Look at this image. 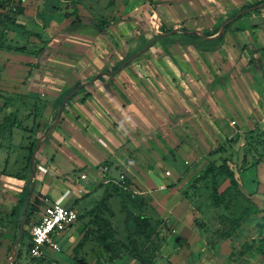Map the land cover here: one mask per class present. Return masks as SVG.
<instances>
[{
	"label": "rangeland",
	"instance_id": "obj_1",
	"mask_svg": "<svg viewBox=\"0 0 264 264\" xmlns=\"http://www.w3.org/2000/svg\"><path fill=\"white\" fill-rule=\"evenodd\" d=\"M261 1L259 4L264 2ZM20 9L22 13L18 14ZM0 14L15 17L25 27L12 24L6 18L0 23V119L2 108L18 95L14 90L18 86L12 87L10 79L20 78L21 86H25L33 73L41 81L46 75H56L53 69L64 72L54 67L50 70L45 62L62 65L65 61L73 63L80 59L89 68L86 72L78 69L83 78L72 83L57 100L56 111L67 106L65 97L77 93L83 80L89 83L97 75H123L125 83L128 80L136 83L138 92L147 93L145 89H151L146 96L145 110L149 113L163 110L169 116L152 129V143L162 144L160 152L158 148L152 149V156L143 169L134 164V172L125 169L115 178L107 176L112 177L108 181L112 191L122 187L127 193L125 200L129 209L148 218L151 229L147 233L138 232L136 223L127 218L122 208V198L114 195L103 208L102 228L94 222V216L82 215L70 228L72 231L68 230L59 239V251L47 250L45 257L32 258L30 231L43 208L42 201H30L34 188L33 179L29 178L32 174L29 156L23 168V171L31 170L28 176L13 173L27 179L20 203L14 197H7L13 194L12 180H0V196L3 194L0 197V264H264V66L261 70L257 58L249 55L257 48L254 35H250L253 39L248 33L244 37L238 34L231 37L228 50L222 56L211 58L200 48L196 51L186 43L181 44L180 36H158V28L152 25L158 21L148 0H0ZM256 14L258 19H264V8L244 9L241 17L247 16L246 28L259 23L256 16L249 17ZM99 23L103 24V31ZM70 26L78 28L81 36L67 35ZM244 27L237 28L236 32L246 30ZM168 28L182 29L172 25ZM233 43L237 47H232ZM246 46L249 53L246 57H251L250 63L259 70L258 88L238 91L235 96L229 93L218 105L219 94L211 85L212 61H226L228 54L231 59H237ZM31 58V62L27 61ZM176 61L189 65L183 66L182 74L176 69ZM25 65L32 69L28 70ZM193 76L198 83L202 82L195 91L196 98L190 101L184 89L182 93L187 96L184 107L193 109L195 116L190 118L192 121L187 120L188 124L178 126V117L186 120L185 116L170 113L180 105L181 83L185 88ZM213 101L226 108L224 116L209 118L207 113L211 117L212 109H216ZM160 128L166 130L159 131ZM211 163L228 164L238 182L236 189L225 173L216 176L221 205L213 200L212 176L206 181H195ZM5 166L0 160V175L12 174L5 173ZM96 197H89L78 211L88 208ZM12 209L16 210L14 216ZM23 220L21 258L11 262ZM87 231L90 233L87 243L76 251Z\"/></svg>",
	"mask_w": 264,
	"mask_h": 264
},
{
	"label": "crops",
	"instance_id": "obj_2",
	"mask_svg": "<svg viewBox=\"0 0 264 264\" xmlns=\"http://www.w3.org/2000/svg\"><path fill=\"white\" fill-rule=\"evenodd\" d=\"M260 1L153 0L155 7L153 9L148 0V5L154 13V18L158 21L156 22L157 25L152 23L155 28H158L156 31L158 34L161 25L167 28L168 25H172L203 32L214 31L223 23H230V18L236 13L237 16L240 15L244 11L241 8L247 4L253 6L247 7V10L257 6L262 10L264 2L259 4ZM255 4L259 5L254 6ZM252 13L255 12L252 11ZM257 14L249 15V17L256 16L255 20L259 22L251 29L246 28L247 16L238 18L233 24L230 23L231 26L226 31L222 42L218 40L219 33L204 39L208 41L207 43L202 42V39H191L180 31L173 34L180 36L181 44L182 42L186 43L188 48H196V51L200 45L216 46L215 50L210 51L200 48L202 49L201 52L205 51L211 58L222 56L224 50H228L226 47L230 43L227 44V42L230 41L231 37H236L237 34L244 37L243 34L248 33L249 36L254 35L257 38V48L254 52L249 50L250 53L252 52L251 54L247 53L246 46L244 53L239 54L240 57L237 59H231L228 54L229 59L226 61L220 59L212 61V68H214L215 73L212 74L214 80H208L211 81L212 87L219 94L216 101L218 105L219 102L224 101L229 93L235 96L238 91L243 92L242 90H244L246 92L258 88L257 75L259 70L253 63H250L251 57H246V54L255 56L258 66L262 70L264 66V19H258ZM243 26L246 30L236 32L237 28ZM77 29L73 26L68 27L67 35L78 33L79 36L81 31ZM65 37L67 38V36ZM245 37L246 41H249L248 36L245 35ZM250 37L253 39V36ZM234 45L237 47L238 44H231L232 47ZM228 52L230 53V51ZM30 60L33 58L27 59V61ZM184 62L176 61V69L180 70L181 74L183 66H189L188 63ZM45 63L50 66V70L54 67L62 69L64 72L53 69L52 71L56 75H46L41 78V81L36 80L33 73L27 78L25 86H21L23 83L20 78L9 81L13 84L12 87L18 86L14 89L18 95L5 108H2L0 160L6 165L5 173L12 174H2L0 180L2 178L12 180L10 185L13 194H8L7 197H14L13 199L20 203L27 179L15 175L19 173L18 175L28 176L31 170L27 168L23 171V168L24 165L27 166L33 143H36L31 159L32 174L29 177L33 179L34 188L30 201L39 199L40 202L42 201L41 208L49 203H61L68 207H74L78 211L79 207L85 206L84 203L89 197L96 195L94 202L88 208L81 210V212L78 211L79 216H81L83 212L86 213L91 210L108 190L111 191L108 181L112 177H107L108 175L115 178V176H119L118 173L125 169L128 172H134L132 170L134 164L139 165L138 169H143L144 163L150 160L152 156L150 152L157 148L160 152L162 143H152L151 133L153 127H158L155 125L156 123L165 121V118L169 119V116L163 110L155 113H149L145 110L144 103L148 102L146 96L149 95L148 90L151 89L146 90L144 88L148 94L138 92L135 87L136 83L133 80H128L125 83V76L123 77V75H103L100 77L97 75L89 83L83 80L82 88L77 93L74 94L73 92L71 96L65 97L68 100L67 106L56 111L57 100L62 97L72 83L76 84L83 78L80 77L81 70L78 69L82 68L86 72V68L89 67L87 62L81 59L73 63L65 61L62 65L54 64L51 61ZM25 67L28 70L32 69L29 65H25ZM180 79L183 82L182 78ZM45 80L47 81L45 82ZM187 81L188 84L185 85V88H183L184 83H181L180 105L177 106L178 108L174 110L173 114L170 113L173 116H185L186 120L178 117V126L181 123L188 124L187 120L192 121L190 118L195 116L193 109L184 107L183 100H187V96L183 95L182 89L187 95H190L189 100L192 101L196 98L195 91L199 89L197 86L202 83H198L194 76ZM220 93L222 94L220 95ZM165 98L166 93L164 94V101ZM213 102L216 109H212L213 115L211 117L207 113L209 118L224 116L223 113L226 108L219 107L215 101ZM204 114L206 115V113ZM160 130L166 129L160 128ZM153 154L157 156L158 153ZM82 175H85V178H82ZM2 195L1 198H3ZM73 225L69 226L61 237H64L68 230L71 232L72 229L70 228Z\"/></svg>",
	"mask_w": 264,
	"mask_h": 264
},
{
	"label": "trees",
	"instance_id": "obj_3",
	"mask_svg": "<svg viewBox=\"0 0 264 264\" xmlns=\"http://www.w3.org/2000/svg\"><path fill=\"white\" fill-rule=\"evenodd\" d=\"M262 2V1H260ZM149 5L150 7H152L153 9L154 7V2L153 0H149ZM247 8L246 6H243L241 8V10ZM22 13V9H20V11H18V14ZM242 15H238L235 14L233 15L230 20L233 19H238L240 18ZM6 18L8 21H10V23L15 24L19 27L25 28L22 24H20L19 22H17V20L15 19V17L9 16L8 14H0V23L1 21ZM231 26L230 23L225 22L223 23L221 26H219L218 28H216L214 31H197V30H191L188 29L186 27L180 29V32L184 33L187 37L191 38V39H207L210 36L215 35L216 33H219V38L218 40L220 42H222L224 40L225 37V33L228 30V28ZM98 27L100 28L101 31H103V24L99 23ZM179 33V30H175V29H169L166 26L161 25L160 27V31L158 33L159 35L162 34H177ZM200 48H202L203 50L206 51H210V50H215L217 47L213 46V47H208L206 45H200ZM125 64V63H124ZM124 66V65H122ZM118 68H116L115 70H117ZM113 72H111L112 74ZM35 144L33 143V148H34ZM32 153H33V149H31V153H30V157L32 158ZM220 173H225L227 175V177L230 179L231 185L238 189V182L237 179L235 177V174L233 172V170L229 167L228 164L224 163L223 165H217L216 163H211L209 164L206 169H204L201 174L195 179L196 182L199 181H206L209 179L210 176H212V188H213V200L214 203L217 205H221L222 201H221V196H220V192H219V182L217 181L216 176ZM193 186H195L193 184ZM114 195H118L120 196L121 199V205L123 210L125 211L127 218L128 219H132L135 223H136V227L138 232L140 233H147V231H149L151 229V225L149 223V220L146 216L144 215H137L134 214L128 207L126 200H125V196L127 195V193L124 191V189L122 187H117L114 191H107L103 198L99 201L96 202L95 206L87 211L85 214H83V216L87 215V216H94V222L98 223L99 227H101L102 224L105 223V219L103 218V208L106 206L107 202L110 200V198H112ZM39 199H35L34 202H38ZM40 201V200H39ZM41 203V202H40ZM13 216L16 214V210H13L11 213ZM82 216V215H81ZM80 217V216H79ZM79 219V218H78ZM89 231L85 232L82 236V238L80 239L79 243L77 244V246L75 247V250L78 251L81 248H83V246L87 243L88 241V237H89ZM24 237L21 238L20 240V244L22 243ZM31 247V244H29V248ZM21 246H18L17 249V258L15 259V261L19 260L21 258ZM46 255H44L43 257H45ZM42 257V258H43ZM34 258V257H32Z\"/></svg>",
	"mask_w": 264,
	"mask_h": 264
},
{
	"label": "built area",
	"instance_id": "obj_4",
	"mask_svg": "<svg viewBox=\"0 0 264 264\" xmlns=\"http://www.w3.org/2000/svg\"><path fill=\"white\" fill-rule=\"evenodd\" d=\"M82 178H85V175H82ZM78 218L79 213L74 207L61 203H49L44 206L39 219L30 231L29 254L39 258L43 257L47 250L59 251L61 249L59 238Z\"/></svg>",
	"mask_w": 264,
	"mask_h": 264
},
{
	"label": "water",
	"instance_id": "obj_5",
	"mask_svg": "<svg viewBox=\"0 0 264 264\" xmlns=\"http://www.w3.org/2000/svg\"><path fill=\"white\" fill-rule=\"evenodd\" d=\"M243 12V11H242ZM242 13H240L241 15ZM25 220V219H24ZM24 220H23V224H22V227H21V231H20V235L18 237V240L16 241V244L14 246V249H13V258L11 259V262H13L15 259H16V256H17V251H16V248H17V245L19 244L20 240H21V237H22V234H23V228H24Z\"/></svg>",
	"mask_w": 264,
	"mask_h": 264
}]
</instances>
